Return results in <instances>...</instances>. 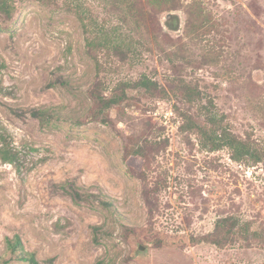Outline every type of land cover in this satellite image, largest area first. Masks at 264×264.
<instances>
[{
  "label": "rangeland",
  "instance_id": "1",
  "mask_svg": "<svg viewBox=\"0 0 264 264\" xmlns=\"http://www.w3.org/2000/svg\"><path fill=\"white\" fill-rule=\"evenodd\" d=\"M14 1L0 15V145L18 155L0 160V264H264L257 242L192 241L227 215L264 228V164L202 148L180 130L174 107L188 104L171 93L181 74L264 148V0H180L155 14L157 32L122 23L108 0ZM89 12L123 24L114 35L126 56L99 48L97 68ZM191 14L204 28L188 26ZM143 77L159 87L127 86L108 122L95 118L92 90L110 96ZM138 145L148 165L130 155ZM67 181L90 199L73 200ZM15 237L34 262L7 249Z\"/></svg>",
  "mask_w": 264,
  "mask_h": 264
},
{
  "label": "trees",
  "instance_id": "2",
  "mask_svg": "<svg viewBox=\"0 0 264 264\" xmlns=\"http://www.w3.org/2000/svg\"><path fill=\"white\" fill-rule=\"evenodd\" d=\"M111 2L113 9L119 13V19L122 23L129 27L134 25V29L145 26V29L157 32L160 25L155 14L166 10H172L180 5V0H108ZM147 5L151 8L150 11ZM16 2L14 0H0V15L11 18L16 11ZM82 13V12H81ZM80 14V19L84 27V31L89 33L86 43L97 68L101 67L100 59L97 51L104 48L106 53L124 56L126 52L121 48L122 41L117 39L115 29L120 24L112 27L106 26V21L99 22L94 15ZM201 14H191L188 21L189 27L196 30L204 28L203 22L200 21ZM92 34V35H91ZM126 56V55H125ZM124 58V57H123ZM174 86L171 87V93L181 97L188 108H181L175 105L176 113L181 117L182 123L180 130L184 133H193L197 136L202 148L208 150H218L227 148L230 151L231 158L237 162L246 163H263L264 164V148L259 142L254 140L250 135L243 138L235 133L226 116L218 113L214 101L208 98V103H204L206 98L205 92L199 88L197 84L187 81L181 74L172 79ZM119 89L113 90L110 96H105L100 90H92L91 95L97 102L95 110V118L101 115L104 122H108L103 114L106 113L113 105L119 104L127 98V86L145 87L147 91L158 88V83L151 81L147 77H143L134 84L127 85L121 83ZM162 96H167L168 92L163 90ZM194 107L195 110L192 111ZM34 116H39L41 110H33ZM155 144H159L156 141ZM130 155L142 157L144 165H148V153L143 146H137L129 151ZM0 160L6 163H16L18 161L17 153L8 145H0ZM63 189L73 200L80 202L81 200H89L90 193L84 194L74 183L67 181L63 185ZM252 221H241L235 215H227L219 217L214 225L213 231L200 236H193L191 239L194 243H210L217 247L223 248L227 244H232L240 240L248 241L249 244L257 242L264 247V228H252ZM7 249L13 254L18 253L19 258L35 261L32 253L24 250V247L18 237L7 238Z\"/></svg>",
  "mask_w": 264,
  "mask_h": 264
}]
</instances>
